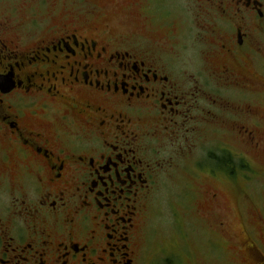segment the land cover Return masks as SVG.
Wrapping results in <instances>:
<instances>
[{
	"label": "flooded vegetation",
	"instance_id": "af4514ba",
	"mask_svg": "<svg viewBox=\"0 0 264 264\" xmlns=\"http://www.w3.org/2000/svg\"><path fill=\"white\" fill-rule=\"evenodd\" d=\"M39 9L0 17V264H147L159 178L264 148V0Z\"/></svg>",
	"mask_w": 264,
	"mask_h": 264
},
{
	"label": "rangeland",
	"instance_id": "374dc122",
	"mask_svg": "<svg viewBox=\"0 0 264 264\" xmlns=\"http://www.w3.org/2000/svg\"><path fill=\"white\" fill-rule=\"evenodd\" d=\"M40 2L0 0V17H10L23 24L33 10L47 16L49 11L39 9ZM262 72L264 76V68ZM258 101L264 108V93ZM229 145L233 157L231 165H235L231 167L233 174L212 162L203 167L204 171L214 172V176L190 169L199 176L188 179L192 185L181 181L185 178H159L146 216L147 264H264V148L248 151L233 137ZM198 153L199 159H203L202 151ZM236 153H244L248 158L247 168H241L247 173L236 168V163L241 162ZM241 163L245 166L243 161ZM193 185L197 188L196 197L187 189ZM190 208L194 215L186 214L185 210ZM219 222L225 224L222 231L217 228ZM251 242L256 250L250 248Z\"/></svg>",
	"mask_w": 264,
	"mask_h": 264
},
{
	"label": "trees",
	"instance_id": "16d2710c",
	"mask_svg": "<svg viewBox=\"0 0 264 264\" xmlns=\"http://www.w3.org/2000/svg\"><path fill=\"white\" fill-rule=\"evenodd\" d=\"M232 158H233V157L231 156V159H230V161H229L230 164H233V160H232ZM225 163H226V162H225Z\"/></svg>",
	"mask_w": 264,
	"mask_h": 264
}]
</instances>
